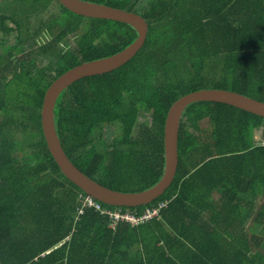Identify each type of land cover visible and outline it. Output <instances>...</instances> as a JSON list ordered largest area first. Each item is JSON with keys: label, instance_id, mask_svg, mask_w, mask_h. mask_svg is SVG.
I'll return each instance as SVG.
<instances>
[{"label": "trees", "instance_id": "obj_1", "mask_svg": "<svg viewBox=\"0 0 264 264\" xmlns=\"http://www.w3.org/2000/svg\"><path fill=\"white\" fill-rule=\"evenodd\" d=\"M54 1L57 15L37 27L21 22L24 12L41 14ZM92 1L141 13L148 24L133 58L78 79L56 99L61 145L92 179L129 192L158 181L166 113L185 93L224 88L264 101V0ZM15 7L17 16L0 10V264H264V222L250 223L251 234L245 223L247 191L264 185V117L216 101L187 105L170 186L134 207L93 198L100 212L83 204L87 194L54 161L40 107L54 78L123 49L137 31L57 0H16ZM54 26L57 33L38 44ZM13 30L16 41L4 43ZM66 36L73 41L63 49ZM109 125L120 133L107 139ZM154 208L137 223L111 226L109 212L141 218Z\"/></svg>", "mask_w": 264, "mask_h": 264}, {"label": "water", "instance_id": "obj_2", "mask_svg": "<svg viewBox=\"0 0 264 264\" xmlns=\"http://www.w3.org/2000/svg\"><path fill=\"white\" fill-rule=\"evenodd\" d=\"M2 0H0L1 2ZM69 11L85 17L124 22L137 31L136 38L123 49L100 58L81 62L54 78L47 86L40 107L43 138L63 175L90 197L114 206H139L152 202L172 183L178 166V128L183 110L196 101H216L233 105L264 117V101L224 88H199L177 98L168 108L163 125L164 166L161 177L153 185L135 192L107 187L81 171L65 153L54 125V106L59 94L85 76L112 71L133 58L143 46L148 24L137 12L92 0H57Z\"/></svg>", "mask_w": 264, "mask_h": 264}, {"label": "rangeland", "instance_id": "obj_3", "mask_svg": "<svg viewBox=\"0 0 264 264\" xmlns=\"http://www.w3.org/2000/svg\"><path fill=\"white\" fill-rule=\"evenodd\" d=\"M16 0H2L0 2V10L4 11V12H10L11 14H14V8L16 9ZM25 14V18L21 21L22 23L26 22L29 20V25L30 26H36L38 25V22L42 19V20H48L49 17H51L52 15H57L58 14V7H57V3L54 1L45 11H43V13L41 14H35L30 16L28 12H24ZM24 14H21V16H23ZM14 16H17L14 14ZM16 17H14L15 19ZM15 23L17 24H21L18 20H14ZM9 25H12V23L10 21H8ZM18 31V30H17ZM17 31L13 30L11 31L9 34H7L6 37H4V40L6 44L9 43H13L16 41V35H17ZM58 29L56 26H54L53 29H51L50 34L41 32L38 36H37V41L38 44H43L44 42L48 41L49 39H51L55 33H57ZM22 35V33H21ZM0 36L1 33H0ZM73 40L70 38V36H66L63 37L62 40L58 43V46L65 49L68 48V43L72 42ZM0 50H2V47L0 46ZM17 56H19V54H15L13 57L16 58ZM37 64H40V61H37ZM206 86H210L211 84L206 83ZM120 130L114 126V125H109L106 126L104 129V135L106 136L107 139H110L112 137H114L115 135L119 134ZM258 134V132H256ZM255 138H258V135H255ZM257 140V139H256ZM114 224H111V226H113Z\"/></svg>", "mask_w": 264, "mask_h": 264}, {"label": "crops", "instance_id": "obj_4", "mask_svg": "<svg viewBox=\"0 0 264 264\" xmlns=\"http://www.w3.org/2000/svg\"><path fill=\"white\" fill-rule=\"evenodd\" d=\"M141 14V13H140ZM246 231L251 234L249 225L255 222H264V185L256 183L246 194ZM264 228L261 229L263 233Z\"/></svg>", "mask_w": 264, "mask_h": 264}, {"label": "built area", "instance_id": "obj_5", "mask_svg": "<svg viewBox=\"0 0 264 264\" xmlns=\"http://www.w3.org/2000/svg\"><path fill=\"white\" fill-rule=\"evenodd\" d=\"M83 204H87L89 206L93 205L96 209L100 210V212H106V210L104 208H102L101 204L94 201L93 198L90 197L89 195L85 196V198L83 200ZM156 213H157V208H154L151 211L147 210L146 213L141 218H137V217L133 216L132 214H129L126 212L125 213H120L119 211L109 212V214L111 216L112 224H115L116 220H119V219H125L131 223H137L139 220L148 218L152 215H155Z\"/></svg>", "mask_w": 264, "mask_h": 264}, {"label": "flooded vegetation", "instance_id": "obj_6", "mask_svg": "<svg viewBox=\"0 0 264 264\" xmlns=\"http://www.w3.org/2000/svg\"><path fill=\"white\" fill-rule=\"evenodd\" d=\"M1 33V32H0ZM1 35H2V33H1ZM0 37H2V36H0Z\"/></svg>", "mask_w": 264, "mask_h": 264}, {"label": "bare ground", "instance_id": "obj_7", "mask_svg": "<svg viewBox=\"0 0 264 264\" xmlns=\"http://www.w3.org/2000/svg\"><path fill=\"white\" fill-rule=\"evenodd\" d=\"M160 205V204H159ZM160 208V207H159ZM158 213H159V211H158Z\"/></svg>", "mask_w": 264, "mask_h": 264}]
</instances>
